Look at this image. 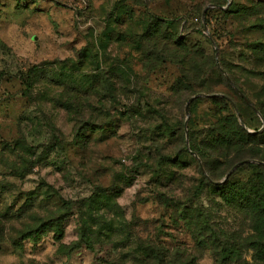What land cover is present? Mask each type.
Listing matches in <instances>:
<instances>
[{"label": "rangeland", "instance_id": "374dc122", "mask_svg": "<svg viewBox=\"0 0 264 264\" xmlns=\"http://www.w3.org/2000/svg\"><path fill=\"white\" fill-rule=\"evenodd\" d=\"M262 23L264 0H0V210L8 209V232L59 214L63 199L97 193L84 219L91 238L108 244L72 245L81 225L74 208L61 237L3 242L0 264H105V252L130 264L154 244L188 250L195 264H221L203 215L251 264V213L208 186L197 191L200 160L184 145L191 130L219 174L235 152L217 145L214 123L234 112L249 132L264 130ZM182 57L202 68L187 63L191 75L182 77ZM78 126L85 128L75 144ZM252 151L264 158V145ZM160 152L175 160L159 163ZM257 158L239 161L228 178L246 180L258 170L248 164L264 165Z\"/></svg>", "mask_w": 264, "mask_h": 264}, {"label": "trees", "instance_id": "16d2710c", "mask_svg": "<svg viewBox=\"0 0 264 264\" xmlns=\"http://www.w3.org/2000/svg\"><path fill=\"white\" fill-rule=\"evenodd\" d=\"M229 11H233V5L227 10V12ZM208 12L209 11L205 13V17L208 15ZM255 25L259 24L254 23L253 26ZM261 26L264 27V23H262ZM180 45L181 43L177 41L176 46H173V48L175 51L178 49V52L182 53L179 48ZM186 53H188V51ZM164 55V53H161L159 58L164 59ZM184 55L185 53L183 52V56ZM176 62L180 65L182 77L186 78H189L188 76L191 75V71L189 70L187 63L191 64V68H202L198 65V63H200L199 61L187 60L185 57L180 59L178 58ZM213 65H215L214 62ZM152 67L154 68L156 65ZM221 72H227L228 75L233 79V74L225 66L221 67ZM227 80L228 78L226 76L225 81L228 83ZM233 91L241 99L245 98V96L240 95V92L243 94L244 92L242 88H239V86H236ZM219 99L231 104V100L226 95L219 97ZM262 105V107L258 108H260L264 117V101L262 102ZM220 119L213 124L215 131L217 132V145L219 142H221L225 150L232 149L231 151L235 152L233 159L225 162L224 169L221 171V173L217 174L215 172L217 170L211 169V162L209 159L210 154H208L205 144L203 142H197V140L191 136V130L189 137L190 147L187 149L185 144L184 149L185 152H189L191 155L198 157L200 160L199 171L201 172V180L197 187L198 192L208 186L212 191L218 193L221 199L227 204L235 206L242 205V207H245L247 211L251 213L254 232L246 239V246L252 248L255 251L254 261L251 264H264V165L261 163L248 164L249 167H258V170L251 173L246 180L233 182V180L227 178L224 182H216L222 177L224 172H226L237 162L245 159L257 158V155L255 152L253 153L252 150L253 147L264 145V130L262 132H249L247 129V127H249L247 126L248 124L244 120L243 126L241 122L238 121V118L234 112H231L227 116L226 120L223 119L221 121ZM219 121L220 124H218ZM84 128V126L76 127L74 134L75 144H79V138L83 135ZM256 149L254 151H256ZM257 159L263 160L264 158ZM174 160L175 159L169 154L164 152L159 153V163L161 161L168 162ZM201 167L206 170L207 175L202 172ZM96 198L97 193L88 198L78 199L75 201L63 199L62 211L59 214L53 215L50 219L39 217L33 224L24 223L21 225V228L15 229L13 235L9 234L8 232V209L0 210V245L8 240L15 245L21 244L22 241L27 238L38 240L41 238L44 232L48 231H54L56 236L61 237L64 230V224L62 221L68 217L72 209L75 208L81 218V225L79 240L74 242L72 245L84 243L91 251H95L97 248L95 243H98L100 249H103L104 247L108 246V244H105L99 240L98 237L95 240L91 238V231H93L92 227L89 226V223L84 219V215L86 214V202L92 201ZM202 219V229L206 230V236L216 245L215 252L218 254V259L221 264H248L246 260L239 259L240 251L229 245L226 238L224 237V234L213 225L206 215H203ZM105 254L106 257L104 256L103 258L105 264H127L122 257L110 256V252H105ZM195 262V256L188 252V250L186 251L185 249L181 248L171 249L161 244H154L152 246H147V249L142 255H134L133 261L130 264H195Z\"/></svg>", "mask_w": 264, "mask_h": 264}, {"label": "water", "instance_id": "95a60500", "mask_svg": "<svg viewBox=\"0 0 264 264\" xmlns=\"http://www.w3.org/2000/svg\"><path fill=\"white\" fill-rule=\"evenodd\" d=\"M229 3H230V1H229ZM214 6V5H213ZM203 15H205V11H204V14ZM204 27H205V29L207 30L208 28H207V24H206V21L204 20ZM228 77V76H227ZM229 78V77H228ZM240 94H242L241 92H240ZM197 96H193V97H191L189 100H188V102H187V104H186V115H187V119H188V117H189V110H188V108H189V105H190V102L192 101V100H194L195 98H196ZM249 102V101H248ZM250 103V102H249ZM241 124L243 125V123L241 122ZM244 126V125H243ZM242 162H239V163H237V164H235L232 168H231V170L225 175V177L223 178V180L222 181H224V180H226L229 176H230V174L236 169V167L238 166V165H240ZM222 181H220V182H222Z\"/></svg>", "mask_w": 264, "mask_h": 264}]
</instances>
